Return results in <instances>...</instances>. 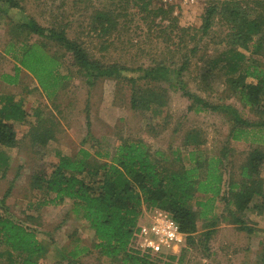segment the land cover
Wrapping results in <instances>:
<instances>
[{
    "label": "rangeland",
    "instance_id": "rangeland-1",
    "mask_svg": "<svg viewBox=\"0 0 264 264\" xmlns=\"http://www.w3.org/2000/svg\"><path fill=\"white\" fill-rule=\"evenodd\" d=\"M227 2H239L242 7L258 6L256 0H21L25 9L12 12L15 20L31 16L43 26H65L67 36L81 43L92 58L131 69L125 78L101 77L88 85L76 68L69 66L65 56V66L60 71L62 74L69 72L70 77L63 80L64 85L52 98L26 69L15 83L4 84L1 75L13 74L16 61L10 54H3L10 31L6 24L8 18L0 14V92L12 91L17 99L23 95L24 106L30 111L25 123L16 124L19 143L7 151L11 159L5 177L0 178V197L10 182L13 185L5 202L0 201V207H6L7 213L31 227L46 245L45 257L38 259L39 264H67L64 253L78 243L89 247V251L77 256L80 263L120 264V260L112 261L94 247V231L72 210V200L38 205L37 200L42 199L44 192L30 186L31 174L35 169L50 172L60 154L74 155L80 147L104 153L107 149L113 151L121 138L137 139L146 144L161 165L177 170L190 163L188 152L194 146L185 143L187 134L199 131L200 140H204L201 145L203 156L216 155L226 149L228 168L222 187L224 195L228 196L230 178L242 180L241 165L252 149L260 146L264 151V131L255 134L251 131L246 140L228 141L231 123L224 111L210 108L195 111L196 103L189 108L194 101L191 95H197L213 104L232 105L249 120L264 119V114L251 111L240 98L231 94L223 74L226 68L214 69V77L202 81L201 73L213 64L211 60L226 56L228 49H234L226 43L230 26L222 13L213 14L207 32L202 33L199 29L210 4L218 3L223 7ZM103 7L113 10L117 22L107 33L92 28L95 25L92 13ZM15 35H19V31ZM21 36L27 37L24 33ZM47 43L50 51L57 50L54 42ZM160 63L167 67L166 78H144V70ZM260 64L264 66V58ZM130 77L135 79L134 83L128 80ZM133 86L166 93V103L158 107L133 108ZM35 108L41 110L43 117L50 116L58 121L56 138L45 146H33L26 136L31 124L38 119ZM259 136L263 137L261 142L255 140ZM261 175L264 178V168ZM218 201L216 224L208 226V219L198 217L195 234L198 244L188 247L185 236L183 245L186 248L181 262L162 256L167 252L151 253V259L160 264L168 261L177 264L257 262V254L264 243V212L258 214L251 204L240 213L236 212L234 204L226 208L223 199L218 197ZM192 204L194 210L200 209L196 203ZM154 210L144 209V223L150 220ZM233 212L242 214L245 225L255 231L236 229V224L223 219L224 216L231 218ZM208 228H213L215 233L206 240L204 231ZM6 252L7 247L0 242V264H7Z\"/></svg>",
    "mask_w": 264,
    "mask_h": 264
},
{
    "label": "trees",
    "instance_id": "trees-1",
    "mask_svg": "<svg viewBox=\"0 0 264 264\" xmlns=\"http://www.w3.org/2000/svg\"><path fill=\"white\" fill-rule=\"evenodd\" d=\"M256 2V7L227 2L223 7L212 3L206 8L199 29L202 33L207 32L213 22V14L222 13L230 26L226 43L234 46V49H228L226 56L211 60L213 64L201 73V77L205 82L214 77V69L221 71L226 68L223 74L231 94L240 98L251 111L264 114V66L260 64L261 58H264V1ZM24 9L21 0H0V14L8 18L6 24L10 31L4 53L10 54L16 61L13 74L1 75L5 82H15L18 72L24 68L36 78L48 97H55L58 89L70 77L69 72L62 74L60 71L65 66V56L69 66L76 68L88 85H93L101 77L121 79L130 73L131 69L125 65L103 63L92 58L81 43L67 36L65 26H43L31 16L15 20L12 12ZM94 11L93 29L99 28L100 32L107 33L115 27L117 22L113 10L103 7ZM17 31L19 35H15ZM22 33L27 37H22ZM47 41L54 42L57 50L50 51ZM183 68L182 65L180 69ZM167 74V67L160 63L144 70L143 76L158 80L160 76L166 78ZM128 80L135 81L132 77ZM209 84L206 83V87ZM132 88L133 108L158 107L166 103L167 95L164 92L137 86ZM191 96L194 101L189 108L196 103L195 111L210 108L225 112L231 123L228 141L246 140L251 131L254 134L264 131V119L249 120L232 105L213 104L200 96ZM34 111L38 119L31 124L26 136L33 146H45L56 138L55 126L58 121L50 116L43 117L39 108ZM29 113L22 98L15 99L10 93H0V178L5 177L10 158L2 148L17 145L16 124L25 123ZM200 134L199 131L187 134L185 143H193L191 145L194 146L188 152L190 163L177 170L161 165L143 141L121 138L113 151L107 149L102 153L80 147L74 155L60 154L50 172L36 169L32 172L30 186L44 192L42 199L37 200L38 205L72 200V210L89 223L94 231V247L102 255L112 261L120 260V264H160L151 259V253L139 249V239L146 224L142 221L144 209L169 211L185 233L188 247L198 244L195 238L198 217L208 219V226L216 224L219 217L214 213V200L218 195L222 196L226 205L234 204L236 212L243 213L251 203L253 209L264 211L262 147L253 148L241 165V181L230 178L229 195L226 196L221 190L224 172L228 168L226 149L216 155L203 156L201 145L204 140H200ZM262 138L259 136L255 140L261 142ZM12 185L13 182H10L0 197L1 202H5L9 196ZM256 198L258 201H254ZM192 203H196L200 209L194 210ZM242 216L233 212L231 218L224 216L223 219L236 223V229L254 231L253 227L245 225ZM214 232L213 228H208L204 231V238L210 239ZM0 242L7 247V264H39L38 259L45 257L47 249L36 237L35 231L7 213L6 207H0ZM72 247L64 253L67 264H82L77 256L89 251V247L79 243ZM184 248L185 245H182L179 252L157 254L181 262ZM257 256L258 263L251 264H264V243ZM165 264L177 263L168 261Z\"/></svg>",
    "mask_w": 264,
    "mask_h": 264
},
{
    "label": "built area",
    "instance_id": "built-area-1",
    "mask_svg": "<svg viewBox=\"0 0 264 264\" xmlns=\"http://www.w3.org/2000/svg\"><path fill=\"white\" fill-rule=\"evenodd\" d=\"M139 241L141 251L153 254L176 253L184 244L185 233L169 211L156 209L150 220L143 226Z\"/></svg>",
    "mask_w": 264,
    "mask_h": 264
},
{
    "label": "crops",
    "instance_id": "crops-1",
    "mask_svg": "<svg viewBox=\"0 0 264 264\" xmlns=\"http://www.w3.org/2000/svg\"><path fill=\"white\" fill-rule=\"evenodd\" d=\"M3 54H5L4 52H3ZM6 55V54H5ZM23 70H25L24 68H22V69H20V71L18 72V77H17V79L15 80V82L18 80V78H19V76L21 77L24 73H23ZM7 73H10V72H7ZM10 74H12V73H10ZM3 80V79H2ZM3 82H4V84L6 83V86H8L9 84L10 85H12V83H8V82H5L4 80H3ZM15 82H13V83H15ZM12 91H9V92H2V93H10V94H12V95H14V97H15V99H17V97H16V95L14 94V93H11ZM1 93V92H0ZM1 93V94H2ZM23 95H20V97L19 98H23L22 97ZM18 98V99H19ZM26 107V106H25ZM28 112H30V111H28ZM29 115V114H28ZM51 141V140H50ZM18 143H19V140H18ZM17 143V144H18ZM30 144H31V142H30ZM17 146V145H16ZM15 146H13V147H3L2 149L6 152V154L7 155H9L10 156V158H9V165H10V159H11V155L7 152L8 151V149L9 148H14ZM9 165H8V167H9ZM21 166V165H20ZM223 185V184H222ZM222 194H224V190H223V187H222ZM218 197H220L221 199H222V196L221 195H218L217 197H216V199L214 200L215 201V207H216V205H217V202H219L218 201ZM254 202V201H253ZM252 204V203H251ZM250 204V205H251ZM226 205V204H225ZM230 205V204H229ZM229 205H226V208H228V206ZM252 209H253V207H252ZM217 209H215L214 208V213H216L215 211H216ZM253 210H255V209H253ZM229 211H230V209H229ZM255 212H257L258 214H262L263 212H259V211H257V210H255ZM227 222H230L229 220H226ZM230 223H232V224H236V223H233V222H230ZM254 231H255V229H254ZM215 233V232H214Z\"/></svg>",
    "mask_w": 264,
    "mask_h": 264
}]
</instances>
